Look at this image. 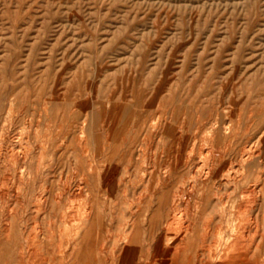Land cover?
<instances>
[{"label":"rangeland","instance_id":"obj_1","mask_svg":"<svg viewBox=\"0 0 264 264\" xmlns=\"http://www.w3.org/2000/svg\"><path fill=\"white\" fill-rule=\"evenodd\" d=\"M0 147V264L264 247V0H0Z\"/></svg>","mask_w":264,"mask_h":264},{"label":"bare ground","instance_id":"obj_2","mask_svg":"<svg viewBox=\"0 0 264 264\" xmlns=\"http://www.w3.org/2000/svg\"><path fill=\"white\" fill-rule=\"evenodd\" d=\"M184 88V87H183ZM170 92V91H169ZM181 92V91H180ZM185 93V92H184ZM163 100V99H162ZM258 104V103H257ZM24 106V105H23ZM46 109V108H45ZM29 110V109H28ZM11 112V111H10ZM149 112V111H148ZM71 113V111H70ZM198 115V114H197ZM27 121V120H26ZM237 123V122H236ZM15 124V123H14ZM215 126V125H214ZM20 127V126H19ZM35 127V126H34ZM28 129V128H27ZM26 129V130H27ZM23 131V130H22ZM21 131V132H22ZM19 133V132H18ZM24 133V132H23ZM21 134V133H20ZM25 134V133H24ZM83 134V133H82ZM84 135V134H83ZM22 137V136H21ZM192 139V138H191ZM84 140V138H83ZM10 142V141H9ZM40 143V142H39ZM83 143V142H82ZM11 144V143H10ZM61 145V144H60ZM261 145V144H260ZM19 146V145H18ZM44 146V145H43ZM249 146V145H248ZM1 148V147H0ZM86 148V147H85ZM148 148V147H147ZM4 149V148H3ZM18 150V149H17ZM246 150V149H245ZM22 151V150H21ZM248 151V150H247ZM34 153V152H33ZM87 153V152H86ZM247 153V152H246ZM245 153V154H246ZM244 154V155H245ZM12 155V154H10ZM26 155V154H25ZM86 155V154H85ZM148 155V154H147ZM249 155V154H248ZM9 156V153H8ZM10 157V156H9ZM37 157V156H36ZM154 157V156H153ZM244 157V156H243ZM13 158V157H12ZM17 158V157H16ZM41 158V157H40ZM11 159V158H10ZM261 160V159H260ZM37 162V161H36ZM232 162V161H231ZM17 163V162H16ZM204 163V162H203ZM8 165V164H7ZM23 165V164H22ZM236 165V164H235ZM20 166V165H19ZM204 166V165H203ZM230 166V165H229ZM11 167V166H10ZM25 167V166H24ZM91 167V166H90ZM13 170V169H12ZM166 170V169H165ZM198 170V169H197ZM229 170V169H227ZM46 171V170H45ZM24 172V171H23ZM26 172V171H25ZM166 172V171H165ZM28 173V172H26ZM21 174V173H20ZM195 174V173H194ZM205 174V173H204ZM73 175V174H72ZM193 175V174H192ZM240 175V174H238ZM165 176V174H164ZM196 176V175H195ZM202 176V175H201ZM7 177V176H6ZM13 177V176H12ZM204 177V176H203ZM9 178V177H8ZM42 179V178H41ZM61 179V178H60ZM80 179V178H79ZM31 180V179H30ZM192 180V179H191ZM223 180V179H222ZM230 180V179H229ZM6 181V180H5ZM73 181V180H72ZM79 182V181H77ZM8 186V185H7ZM259 186V185H258ZM75 187V186H74ZM83 187V186H82ZM187 188V187H186ZM189 188V187H188ZM256 188V187H255ZM68 189V188H67ZM191 189V188H190ZM254 189V188H253ZM179 190V189H178ZM257 190V189H256ZM264 191V189H262ZM76 192V191H75ZM112 192V191H111ZM61 193V192H60ZM109 193V192H108ZM249 193V192H248ZM251 193V192H250ZM45 194V193H44ZM43 195V194H42ZM189 195V194H188ZM252 196V193L250 194ZM249 195V196H250ZM88 196V195H87ZM180 196V195H179ZM219 196V195H218ZM33 197V196H32ZM127 197V196H126ZM176 197V196H175ZM41 198V197H40ZM75 199V198H74ZM45 200V199H44ZM77 200V199H76ZM126 200V199H125ZM224 200V199H223ZM134 201V200H133ZM243 201V200H242ZM257 201V200H256ZM73 202V201H72ZM29 203V202H28ZM175 203V202H174ZM76 205V203H74ZM223 204V203H222ZM221 204V205H222ZM37 205V204H36ZM72 205V204H71ZM174 205V204H173ZM184 205V204H183ZM224 205V204H223ZM27 206V205H26ZM33 206V205H32ZM67 206V205H66ZM13 207V206H12ZM192 208V207H191ZM223 208V207H222ZM182 209V208H181ZM243 209V208H242ZM177 210V209H176ZM175 210V211H176ZM75 212V211H74ZM177 213V212H176ZM89 215V214H88ZM87 215V216H88ZM16 216V215H15ZM185 216V215H184ZM182 217V216H181ZM180 217V218H181ZM173 218V217H171ZM178 218V217H177ZM21 220V219H20ZM172 220V219H171ZM178 220V219H177ZM203 220V219H202ZM6 222V221H4ZM52 222V221H51ZM74 222V221H73ZM175 222V221H174ZM183 222V221H182ZM204 222V221H203ZM72 224V223H71ZM76 224V223H75ZM183 224V223H182ZM191 224V223H190ZM36 225V224H35ZM49 225V224H48ZM82 225V224H81ZM178 225V224H177ZM8 226V225H7ZM32 226V225H31ZM67 226V225H66ZM65 226V227H66ZM36 227V226H34ZM169 227V226H167ZM29 229V228H28ZM60 229V228H59ZM180 229V228H179ZM186 229V227H185ZM254 229V228H253ZM36 230V229H35ZM177 230V229H176ZM210 230V229H209ZM187 231V230H186ZM66 233V232H65ZM97 233V232H96ZM191 234V233H190ZM71 235V234H70ZM248 235V234H247ZM185 236V235H184ZM208 236V235H207ZM255 236V235H254ZM226 237V236H225ZM237 238V237H235ZM219 239V238H218ZM246 239V238H245ZM244 239V240H245ZM249 239V238H248ZM229 240V239H228ZM32 241V240H31ZM155 241V240H154ZM187 242V237L185 239ZM246 241V242H245ZM244 243L237 238L230 246L225 247H211V246H199L193 248L189 259L187 255L177 256V249L172 252V260L170 264H264V247L246 245L247 240ZM157 243V242H156ZM219 243V242H218ZM250 243V242H249ZM229 244V243H228ZM251 244V243H250ZM253 244V243H252ZM222 246V245H221ZM183 249L179 246L178 249ZM18 251V250H17ZM167 251V250H166ZM183 251V250H182ZM161 253V252H160ZM149 255V254H148ZM164 255V253H163ZM167 255V254H166ZM152 256V255H151ZM145 257V256H144ZM141 258V257H140ZM148 258V257H147ZM153 258V257H152ZM166 258V257H165ZM146 259V258H145ZM151 259V257H150ZM140 260V259H139ZM130 261V260H129ZM187 261V262H186ZM141 262V261H140ZM143 262V261H142ZM141 262V263H142ZM147 262V260H146ZM32 263V262H31ZM149 263V262H148ZM156 263V262H155ZM158 264V263H157Z\"/></svg>","mask_w":264,"mask_h":264}]
</instances>
